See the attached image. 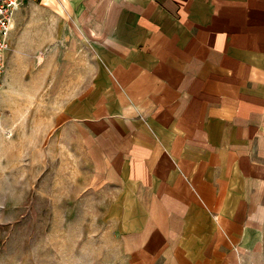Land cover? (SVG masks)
I'll return each mask as SVG.
<instances>
[{
    "label": "crops",
    "instance_id": "1",
    "mask_svg": "<svg viewBox=\"0 0 264 264\" xmlns=\"http://www.w3.org/2000/svg\"><path fill=\"white\" fill-rule=\"evenodd\" d=\"M69 2L114 86L80 139L129 263L264 264V0Z\"/></svg>",
    "mask_w": 264,
    "mask_h": 264
},
{
    "label": "rangeland",
    "instance_id": "2",
    "mask_svg": "<svg viewBox=\"0 0 264 264\" xmlns=\"http://www.w3.org/2000/svg\"><path fill=\"white\" fill-rule=\"evenodd\" d=\"M70 6L24 0L15 15L0 86V264H130L107 215L114 194L80 139L114 86L96 79Z\"/></svg>",
    "mask_w": 264,
    "mask_h": 264
},
{
    "label": "built area",
    "instance_id": "3",
    "mask_svg": "<svg viewBox=\"0 0 264 264\" xmlns=\"http://www.w3.org/2000/svg\"><path fill=\"white\" fill-rule=\"evenodd\" d=\"M23 1L0 0V86L6 70L7 53L11 47L15 15Z\"/></svg>",
    "mask_w": 264,
    "mask_h": 264
}]
</instances>
